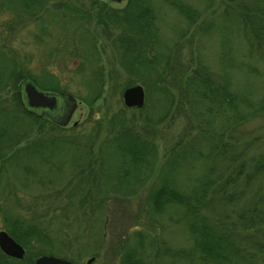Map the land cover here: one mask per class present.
<instances>
[{
	"label": "rangeland",
	"instance_id": "obj_1",
	"mask_svg": "<svg viewBox=\"0 0 264 264\" xmlns=\"http://www.w3.org/2000/svg\"><path fill=\"white\" fill-rule=\"evenodd\" d=\"M71 1L81 10L78 15L59 6L65 2L71 5ZM181 1L202 14L196 24L189 26L166 0H152L159 40L156 52L163 61L169 55L174 70L198 54L218 74L221 44L216 27L223 24L224 0ZM211 1L214 5L209 7ZM126 3L47 0L41 10L33 7V14L0 0V78L6 80L0 87V230L10 235L14 232L25 249L22 259L5 255L11 264H20L15 260L34 264L41 255L76 264H86L90 257H94L91 264H118L113 250L125 230L132 233L133 243L139 241L136 233L142 231L146 248L148 238L157 239L160 248L177 250L191 244L181 218L183 208L172 204L155 213L149 200L156 174L188 119L184 113L173 121L169 116L160 119L168 102L152 96L154 108L148 112L155 125L146 126L141 117L147 116V109L140 112L124 105L126 87L141 84L144 88L142 68L133 64L132 58L136 51L150 55V44L138 41L136 50L126 49L119 41L123 30L106 18L102 23L97 16L100 10L121 14ZM230 35L237 56L246 43L237 33ZM12 71L15 77L8 75ZM16 76H31L43 89L75 97L77 107L68 125L61 127L49 118L28 113L16 99L20 83ZM235 85L249 90L252 98L262 97L264 75L252 79L237 75ZM120 113L134 120L140 137L157 150L156 162L143 161L140 174L133 171L122 184L118 179L121 156L110 144L121 125L114 116ZM240 129L244 136L257 137L254 145L264 149V117L253 118ZM201 170L200 161L187 163L179 169L177 181L183 184L188 173L194 176ZM210 215L228 227L234 218L230 210L217 209ZM14 220H19L18 224ZM238 232L245 235L242 229ZM262 234L252 231L251 240L241 243L254 250L253 242L264 240ZM168 260L160 258L158 264Z\"/></svg>",
	"mask_w": 264,
	"mask_h": 264
},
{
	"label": "trees",
	"instance_id": "obj_2",
	"mask_svg": "<svg viewBox=\"0 0 264 264\" xmlns=\"http://www.w3.org/2000/svg\"><path fill=\"white\" fill-rule=\"evenodd\" d=\"M166 1L186 18L189 26L196 24L202 15L187 2ZM224 3L223 24L216 27L221 44L218 74H214L198 54L191 61L179 63L177 70L170 65L169 55L164 61L159 57L152 0H127L121 14L115 10L104 13L100 10L97 14L101 22L106 18L123 30L119 41L122 46L127 45L126 49L136 50L138 41L150 44V55L136 51L132 58L133 64L142 68L139 72L144 76L141 82L146 91L143 106L133 108L140 112L147 109V116L141 117L146 126L155 125L148 112L154 108L150 104L152 96L156 101L168 102L160 119L169 116L173 121L182 113L188 119V125L156 174L149 200L155 213H161L172 204L183 208L181 218L191 244L177 250L167 246L160 248L157 239L148 238L147 250L146 235L142 231L136 233L139 241L133 243L132 233L125 230L113 250L118 254V264H158L160 258L166 257L169 260L163 264H264V240L254 241V250L241 243L246 238L251 240L252 231H261L262 236L264 233V149L254 145L258 143L257 137L244 136L240 129L249 120L264 117V94L252 98L249 90L235 85L237 75L249 79L264 75V0H224ZM7 4L32 12L33 7L39 6L41 10L47 0H7ZM74 4L75 1L71 5L65 2L59 6L78 15L81 10ZM211 5H214L212 1L209 7ZM82 11L85 17V10ZM231 32L237 33L246 43L237 56ZM12 72L8 75L15 77ZM141 73L138 76H142ZM24 78H30L37 85L31 76H16L19 82ZM5 84L6 80L1 77L0 87ZM16 97L20 103L17 91ZM116 116L121 125L110 144L121 156L120 167H123L118 179L122 184L133 171L136 176L140 174L143 161L156 162L157 150L151 142L140 137L134 120L126 119L121 113ZM197 161L202 170L194 176L188 173L186 182L179 183V169ZM220 161L224 164H217ZM217 209L233 213L229 227L210 215ZM14 222L18 224L19 220ZM239 229L245 235L241 236ZM15 239L20 242L17 237ZM15 261L23 264L21 260ZM0 264H11L1 251Z\"/></svg>",
	"mask_w": 264,
	"mask_h": 264
},
{
	"label": "water",
	"instance_id": "obj_3",
	"mask_svg": "<svg viewBox=\"0 0 264 264\" xmlns=\"http://www.w3.org/2000/svg\"><path fill=\"white\" fill-rule=\"evenodd\" d=\"M120 2L122 0H114ZM20 102L28 113L36 116L46 114L53 122L66 125L77 107L75 97L71 94L39 88L30 78H24L18 86ZM126 107H142L145 101V91L141 84L126 87L122 93ZM76 125V123H73ZM0 250L7 256L22 259L25 255L24 247L7 231L0 230ZM94 257H90L86 264H91ZM34 264H76L67 259L54 255H41Z\"/></svg>",
	"mask_w": 264,
	"mask_h": 264
},
{
	"label": "flooded vegetation",
	"instance_id": "obj_4",
	"mask_svg": "<svg viewBox=\"0 0 264 264\" xmlns=\"http://www.w3.org/2000/svg\"><path fill=\"white\" fill-rule=\"evenodd\" d=\"M39 87V86H38ZM39 88H41V87H39ZM41 89H43V88H41ZM28 112V111H27ZM30 114H32V113H30ZM37 117H44V118H49L46 114H44L43 116H37ZM71 118H72V116H71ZM71 118L69 119V121H68V123L70 122V120H71ZM50 119V118H49ZM51 120V119H50ZM68 123L66 124V125H59L58 123H56V122H54V124H56V125H59V126H61V127H65V126H67L68 125ZM73 125V124H72ZM74 126V125H73Z\"/></svg>",
	"mask_w": 264,
	"mask_h": 264
}]
</instances>
